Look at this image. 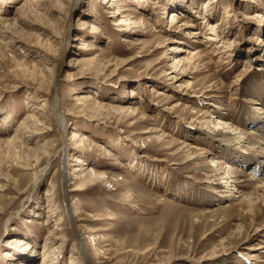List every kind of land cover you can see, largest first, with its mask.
<instances>
[{"label": "rangeland", "instance_id": "obj_1", "mask_svg": "<svg viewBox=\"0 0 264 264\" xmlns=\"http://www.w3.org/2000/svg\"><path fill=\"white\" fill-rule=\"evenodd\" d=\"M223 121L264 137V0H0V264H264Z\"/></svg>", "mask_w": 264, "mask_h": 264}, {"label": "bare ground", "instance_id": "obj_2", "mask_svg": "<svg viewBox=\"0 0 264 264\" xmlns=\"http://www.w3.org/2000/svg\"><path fill=\"white\" fill-rule=\"evenodd\" d=\"M104 0H100V2H103ZM113 2L114 1H116V0H112ZM106 4V3H105ZM121 15V14H120ZM170 15L172 16V18H171V20H172V22H174V23H177L176 22V19H177V17H176V15H175V13H170ZM124 17V16H123ZM116 25L115 26H129V25H135V23H130V20L129 19H127V18H121V19H119V20H117L116 21V23H115ZM92 26V25H91ZM213 30V29H212ZM208 40H212V38H207ZM225 63V62H224ZM262 113H263V111H262ZM258 125L257 124H255V122H253L252 121V123H250V122H247L246 124H245V127L246 128H248V127H257ZM217 127H221V128H219L220 130L221 129H223V130H227V132L225 131L224 133H221L222 134V137H221V141H220V143H222L223 144V142H222V140H226V139H228V136H232L233 135V137L232 138H234L235 139V141H238V142H243V143H245V144H247V145H250L251 147H253V148H256V149H258V151H264V137H259V136H255L254 137V135L253 134H246L244 131H242V130H239V129H234L233 127H230V125L226 122V121H223V123H221V124H218L217 125ZM221 136V135H220ZM219 136V137H220ZM211 162H214L213 160L211 161ZM251 163V162H250ZM250 163H248V166H249V168L250 169H252V170H254L253 172L255 173V174H257V173H260L262 176H264V170L262 169V171H261V169H258V167L256 166V162L254 163V164H250ZM213 164V163H212ZM260 164V163H259ZM261 166V165H260ZM252 167H254V169L252 168ZM227 168V167H226ZM228 172V171H227ZM232 175H235V176H240V175H243V173L242 172H238V171H235L234 169H232V171L230 172H228L227 173V176H232ZM253 176H254V174H252ZM241 177V176H240ZM242 177H246V176H242ZM231 178V177H230ZM229 178V179H230ZM228 179V180H229ZM258 180V181H257ZM255 181V182H254ZM241 182V188H246L247 187V185H250V186H252V189H258V188H260L257 184L258 183H260V185H261V183L264 185V179H260V178H256V179H254V178H251V179H249V180H246V179H244V180H241L240 181ZM263 188H264V186H263ZM264 190V189H263ZM54 240V239H53ZM48 243V242H47ZM262 248H264V246H262ZM45 257H46V254H44V256H43V261L44 260H46L45 259ZM73 262L72 261H70V264H72Z\"/></svg>", "mask_w": 264, "mask_h": 264}]
</instances>
